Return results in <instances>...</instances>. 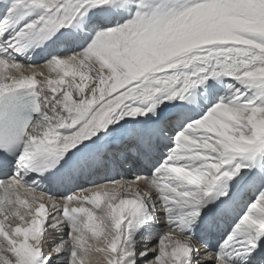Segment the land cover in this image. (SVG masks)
<instances>
[{"label": "snow or ice", "instance_id": "1", "mask_svg": "<svg viewBox=\"0 0 264 264\" xmlns=\"http://www.w3.org/2000/svg\"><path fill=\"white\" fill-rule=\"evenodd\" d=\"M0 264H264V0H0Z\"/></svg>", "mask_w": 264, "mask_h": 264}, {"label": "bare ground", "instance_id": "2", "mask_svg": "<svg viewBox=\"0 0 264 264\" xmlns=\"http://www.w3.org/2000/svg\"><path fill=\"white\" fill-rule=\"evenodd\" d=\"M37 66H38V67H41V66H42V61H39V62L37 61ZM50 238L52 239L53 237L50 236ZM202 251H203V249H202Z\"/></svg>", "mask_w": 264, "mask_h": 264}, {"label": "rangeland", "instance_id": "3", "mask_svg": "<svg viewBox=\"0 0 264 264\" xmlns=\"http://www.w3.org/2000/svg\"><path fill=\"white\" fill-rule=\"evenodd\" d=\"M49 240L51 241V238L49 237Z\"/></svg>", "mask_w": 264, "mask_h": 264}]
</instances>
